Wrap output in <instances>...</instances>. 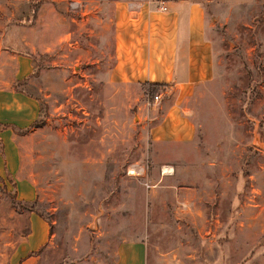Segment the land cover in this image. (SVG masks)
<instances>
[{
  "label": "rangeland",
  "instance_id": "obj_1",
  "mask_svg": "<svg viewBox=\"0 0 264 264\" xmlns=\"http://www.w3.org/2000/svg\"><path fill=\"white\" fill-rule=\"evenodd\" d=\"M44 1L0 0V88L11 85L14 53L34 59L17 88L39 113L14 141L49 225L38 264H111L131 240L144 244L146 264H264V0H202L212 77L178 104L195 126L185 142L147 132L173 90L157 88L155 99L126 85L112 98L102 84L109 35L89 18L73 22L74 0ZM97 1L81 0L84 18ZM9 179L0 264L30 212Z\"/></svg>",
  "mask_w": 264,
  "mask_h": 264
},
{
  "label": "crops",
  "instance_id": "obj_2",
  "mask_svg": "<svg viewBox=\"0 0 264 264\" xmlns=\"http://www.w3.org/2000/svg\"><path fill=\"white\" fill-rule=\"evenodd\" d=\"M159 5L165 9L160 10ZM93 7L89 16L84 18L82 10L72 21L82 23L89 18L95 21L97 36L109 35L110 62L102 75L103 87L113 91V98L126 85H135L140 92V83H164L173 90L174 102L150 126V118L137 113L138 127L149 126L153 141L193 140L194 123L178 104L212 77V45L202 0H101ZM13 62L11 85L0 88V179L7 188V180L12 178L15 199L27 202L34 199L35 192L32 183L19 175L14 137L37 118L39 104L17 88L32 71L31 55L14 53ZM27 224L28 230L13 246L7 264H38L39 252L49 241V225L34 212H28ZM146 262L142 241L131 240L118 243L111 264Z\"/></svg>",
  "mask_w": 264,
  "mask_h": 264
},
{
  "label": "trees",
  "instance_id": "obj_3",
  "mask_svg": "<svg viewBox=\"0 0 264 264\" xmlns=\"http://www.w3.org/2000/svg\"><path fill=\"white\" fill-rule=\"evenodd\" d=\"M37 2L36 3H38V2H42V1H44V0H36ZM45 2V1H44ZM36 3H34V4H36ZM33 57H32V67H33ZM165 86V84L164 83H150V82H143V83H140L139 84V87H140V90H141V92L144 94V95H154L153 93L156 91V89L158 88H160V87H164ZM39 113V112H38ZM36 120V119H35ZM34 120V121H35ZM34 121L31 123V125L34 123ZM30 125V126H31ZM16 130V129H15ZM20 132V131H19ZM9 179V178H8ZM9 181L11 182V184L13 185V182L9 179ZM0 191L1 192H7L8 190H7V188H6V186H5V184L3 183V181H2V179H0ZM12 195H13V197H14V199H15V195H14V193H12ZM16 200V199H15ZM33 201L34 200H32V201H27V202H22V201H18L19 203H21V204H27V206H29L28 207V211H30V212H34L35 214H37L40 218H42L43 220H45L41 215H40V213H38V212H36V211H34V209H33ZM46 221V220H45Z\"/></svg>",
  "mask_w": 264,
  "mask_h": 264
},
{
  "label": "built area",
  "instance_id": "obj_4",
  "mask_svg": "<svg viewBox=\"0 0 264 264\" xmlns=\"http://www.w3.org/2000/svg\"><path fill=\"white\" fill-rule=\"evenodd\" d=\"M71 7L72 8H78L79 11H82L83 8H84V4L81 1H79V0H74V1L71 2ZM159 9L160 10H164L165 7L159 5ZM154 98L157 99L158 96L157 95H154Z\"/></svg>",
  "mask_w": 264,
  "mask_h": 264
}]
</instances>
